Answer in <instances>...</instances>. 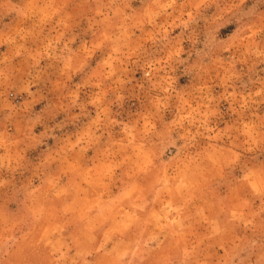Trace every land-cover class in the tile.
<instances>
[{
	"label": "rangeland",
	"instance_id": "1",
	"mask_svg": "<svg viewBox=\"0 0 264 264\" xmlns=\"http://www.w3.org/2000/svg\"><path fill=\"white\" fill-rule=\"evenodd\" d=\"M0 264H264V0H0Z\"/></svg>",
	"mask_w": 264,
	"mask_h": 264
}]
</instances>
